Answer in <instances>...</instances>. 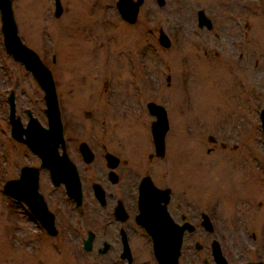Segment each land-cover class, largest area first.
Listing matches in <instances>:
<instances>
[{
  "label": "rangeland",
  "instance_id": "374dc122",
  "mask_svg": "<svg viewBox=\"0 0 264 264\" xmlns=\"http://www.w3.org/2000/svg\"><path fill=\"white\" fill-rule=\"evenodd\" d=\"M60 1L59 17L54 15L55 0H12V8L22 42L51 70L62 96L79 82L102 88L108 80L123 87L130 145H145L149 138L146 103L166 108L169 158L183 171L177 183L190 186L193 196L188 198L196 203L209 198L215 212L210 209L208 214L216 224L224 212L242 207L240 190L264 186L259 116L264 108V0H165L163 6L144 0L134 24L120 18L117 0ZM198 10L211 20L210 29L198 27ZM160 29L171 41L168 48L158 44ZM0 68H12L13 76L6 81L15 86L18 77L17 91L27 90L36 99L43 96L31 73H24V66L6 53L1 21ZM42 106L35 110L40 117ZM0 109L3 181L13 177L30 154L9 139ZM242 182L247 185L239 188ZM251 200L254 206L264 203V194ZM259 210L264 213V205ZM15 211L1 182L0 264H93L91 254L70 246L59 251L45 243L33 251L18 244ZM183 251L180 262L186 264ZM246 256L255 257L252 248ZM203 257L200 253L195 264H202Z\"/></svg>",
  "mask_w": 264,
  "mask_h": 264
},
{
  "label": "flooded vegetation",
  "instance_id": "af4514ba",
  "mask_svg": "<svg viewBox=\"0 0 264 264\" xmlns=\"http://www.w3.org/2000/svg\"><path fill=\"white\" fill-rule=\"evenodd\" d=\"M11 69L0 68V105L6 116L2 120L8 126L9 139L30 154L27 163L17 166L13 177L2 181L0 175L2 187L12 180L17 195L31 199L32 208L17 197H10L16 207L14 237L18 244L33 251L45 247V243L59 251L70 246L91 254L93 264H159L152 235L144 224L157 223L155 215H147L146 209L160 205L172 224L165 228L182 229L178 264H181L183 247L186 264H195L200 253H205L202 264H216L214 243L227 264H264V213L259 210L264 203L256 202V206L249 203L264 194V186L256 185L255 191L253 186L237 191L242 207L230 214L222 211L224 214L216 224L208 214L215 212L210 208L209 198L206 197L208 201L204 204L196 203L188 198L190 194L193 196L190 186L177 183L183 171L169 158L165 142L169 128L164 137V150L157 152L151 134L156 117L148 108L151 119L147 143L126 144L129 141L126 139L133 135L128 132L132 129L126 133L123 87L108 80L102 88L91 82H79L62 96L53 78L61 126L60 133L55 134L50 133L44 92L38 86L43 94L38 100L27 90L17 91L18 77L15 86L6 81L13 76ZM23 71L30 72L25 68ZM149 102L158 104L154 101L146 104ZM39 104L43 105L44 117L35 114ZM38 124L44 129L47 142L37 147L42 154L20 140H32L40 134ZM206 152L209 154L210 148ZM23 167H28L29 175L25 177L20 176ZM246 185L242 182L239 188ZM251 248L255 257L248 259L246 255Z\"/></svg>",
  "mask_w": 264,
  "mask_h": 264
},
{
  "label": "water",
  "instance_id": "95a60500",
  "mask_svg": "<svg viewBox=\"0 0 264 264\" xmlns=\"http://www.w3.org/2000/svg\"><path fill=\"white\" fill-rule=\"evenodd\" d=\"M156 1L159 6H163L165 4V0ZM143 3L144 0H117L116 9L122 20L129 24H134L137 21L139 10ZM61 14V2L60 0H55L54 15L59 17ZM0 21L1 32L3 34V45L6 53L12 56L15 61L21 63L27 71L32 73L35 81L44 92V100L47 106L45 113L47 114L50 122V133L54 132L55 134H59L61 126L52 74L48 67L42 62L38 54L22 42L18 34V28L12 8V0H0ZM197 25L200 28L206 27L207 29L212 27L211 20L205 15L203 10L197 11ZM158 44L164 48H168L171 45L169 37L162 29L159 30ZM147 108L148 111L156 117L155 121L151 125V134L154 144L157 147V152L159 151L161 153L164 150V137L169 128L166 111L162 105H158L153 102H149L147 104ZM259 116L264 139V108L260 110ZM37 129L40 134L34 135L32 140H20L23 141L30 149H34L37 153L42 154L43 152L39 151L37 147L44 145L47 142L44 140V129L39 124L37 125ZM209 140L213 141V136H209ZM29 170L32 171V169ZM27 175H29L28 167H23L20 176L25 177ZM3 192L9 197H17L19 200L25 202L29 207H31V199L28 196H23L21 194L17 195L14 181H6L3 184ZM146 214H154L158 219L157 223H151L152 226L149 225V222L144 225L147 231L152 235L154 241V251L156 257L159 259V264H178L182 241V229L174 226V230L168 231V229L165 228L166 225L170 224L172 226V224L168 221L166 210L160 205L157 207L155 206V208L153 207L151 210L147 208ZM204 218L206 219L205 224H208L207 217L204 216ZM158 225H162L163 227H158ZM213 247V255L215 257L216 264H227L218 248V245L214 243ZM168 250L171 251L168 252Z\"/></svg>",
  "mask_w": 264,
  "mask_h": 264
}]
</instances>
